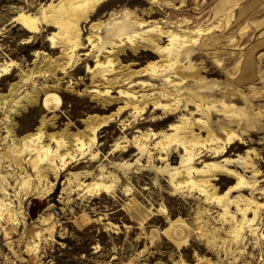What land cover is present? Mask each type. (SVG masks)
I'll return each mask as SVG.
<instances>
[{
    "label": "bare ground",
    "instance_id": "bare-ground-1",
    "mask_svg": "<svg viewBox=\"0 0 264 264\" xmlns=\"http://www.w3.org/2000/svg\"><path fill=\"white\" fill-rule=\"evenodd\" d=\"M36 1L39 5L36 11H33L35 3L30 1L18 7L7 24L12 28L19 26L18 32L25 37L26 45L47 34L44 43L48 48L47 51L35 50L32 68H20L18 80L13 81L7 91L0 92V108H4L1 121L4 135H0V221L6 225L17 224L23 212L21 199L47 198L64 172L62 184L66 187L62 188L59 198L68 201V196L62 198L68 189L72 194L81 192L92 198L113 193L119 177L109 168L115 167L124 176L136 167L132 173L139 178H145V173L153 174L155 183L166 178L170 192H165L167 195L181 193L189 199L195 195L200 197V206L192 220L193 230H188L184 220L176 219L169 221L164 231L151 229V239L168 233L180 248L181 244V247L188 245L194 232L204 241L207 252L217 256L212 264H221L219 254L235 263L250 242L256 245L262 241L264 187L260 183L264 179L258 178L256 155L250 151L235 157H227V154L232 147L247 146L244 139L247 133L260 131L264 110L260 105L252 109L251 103L263 100L260 97L264 92L248 95L237 91L243 101L240 106L226 99L224 92L216 96L214 82L206 80L201 74L202 67L192 62L197 54L195 49L210 44L201 45V35L209 33L214 26L189 28L190 15L183 13L177 14L175 22L170 20L172 12L163 19L152 20L164 9L182 8L185 0H179L178 6L169 0H141L140 3L149 5L142 12L121 8L111 11L107 18L96 20H93L95 14L110 0ZM248 31V25L242 26L239 38L245 37ZM212 39V42L217 40ZM132 56L139 60L152 59L137 67L136 60L128 61ZM214 64L219 62L214 61ZM82 65L90 77V85L80 91L76 86L83 85L85 79L79 77V81H73L72 75L81 72ZM15 68L18 65L13 60L1 63L0 80ZM38 79H43L42 83H38ZM259 79L264 81L263 74ZM47 81L52 84L48 85ZM62 91L87 97L95 103L92 110L110 113L86 115L81 120V129L67 122L59 130L50 131L58 126L59 118L54 113L60 107ZM41 97L43 114L38 124L18 135L15 118L35 109ZM126 112L128 115L124 117ZM147 113L149 115L145 116ZM49 114L52 115L48 117ZM114 123H118L121 136L111 146L108 156L118 155L122 160L132 152L134 161H111L109 166L99 164L95 170L87 169L100 161L98 138L102 130ZM145 123H148L147 129H140ZM165 123H168L165 128H153ZM235 124L240 125L239 130L232 128ZM131 132L134 133L128 138ZM176 153L179 163L172 165ZM82 164L83 169L73 170ZM246 173L251 175L246 176ZM232 180L234 183L222 193L214 184ZM238 191L239 194L231 196ZM123 192L130 196L126 210L140 227L159 222L162 215L169 219L164 205L157 209L153 206L154 195L148 198L151 200L149 208H144L138 200L140 195L132 187L124 185ZM43 213L36 219V229L26 241L25 248L32 253L37 252L43 233L53 237L57 223ZM212 217L217 218L218 226L209 225ZM91 220L100 221L102 217ZM105 224L108 230L118 227ZM4 235L9 238L8 231ZM93 248L97 251L99 246ZM202 261L211 264L209 259Z\"/></svg>",
    "mask_w": 264,
    "mask_h": 264
},
{
    "label": "rangeland",
    "instance_id": "rangeland-1",
    "mask_svg": "<svg viewBox=\"0 0 264 264\" xmlns=\"http://www.w3.org/2000/svg\"><path fill=\"white\" fill-rule=\"evenodd\" d=\"M30 1L35 3L33 11H36L39 7L36 0H0V64L4 61L13 60L18 65V68L0 80V92L7 91L9 85L18 80L17 75L20 68L23 70L32 68L35 50L47 51L48 48V44L44 43L47 34L44 33L42 36L36 37L33 44L26 45L23 43L25 37L18 32L19 26L13 28L7 26L15 14L14 11L18 7L26 6ZM169 1L174 6L179 4V0ZM140 2L141 0H110L98 10L93 20L107 18L111 11L121 8L136 9V13L142 12L149 5ZM169 12L173 13L170 18L173 22L177 20L176 17H179L177 14L190 15L187 20V27L189 28L214 26V29L209 33L201 35L203 40L200 41V44L204 45L207 42L210 44L202 49H195L197 54L192 58V62L198 64V67H202L201 74L206 80L214 82V86L217 87V97L222 94L221 92H224L226 99L228 97L232 103L240 106L243 101L236 93L237 91L248 95L251 92L261 94L264 92V81L259 79L260 74L264 76V0H185V5L182 8L164 9L156 14L152 20L163 19ZM144 19L147 20V17ZM244 25L249 27L248 34L239 38L238 31ZM213 37L217 38L214 42H212ZM151 59L144 57L139 60L132 56L128 61L136 60L139 63L137 67H139L144 66ZM214 61H218L219 64L215 65ZM89 65L93 66L92 63ZM81 69V72L72 75L73 81L75 79L79 81V77L85 79L83 85L76 86L80 91L90 85V77L85 74V66L82 65ZM42 80L38 79V83H42ZM50 82L47 81V84H52ZM60 95V107L55 113L53 112L59 118L58 126L50 131L59 130L67 122H72L81 129V120L86 115L92 113L107 115L110 113V111L92 110L95 103L87 97H80L64 91ZM112 95H115V92ZM260 99L263 100H255L251 103L252 109L260 105L264 110V96H261ZM42 104L43 97L40 98L35 109L24 112L15 118L18 135L31 131L38 124L43 114ZM189 109L192 108L189 107ZM3 111L4 108H0L1 136L4 135L1 124L4 116ZM51 115L49 114L48 117ZM127 115L128 112L124 114V117ZM148 115L149 113L145 116ZM216 118L221 119L222 116L216 115ZM167 125L168 123H165L163 126H153V128L158 130ZM147 127L148 123H145L139 128L145 130ZM232 128L239 130L240 125L235 124ZM72 130L74 131L75 128ZM133 133L127 134V137L131 138ZM120 136L118 123L102 130L98 138L100 144L98 150L101 153L100 161L88 166L87 169L95 170L99 164L109 166L111 161L127 160L133 162L135 158L132 156V152H129L128 157L122 160L118 155L108 156L111 146ZM244 139L247 146H241L240 149L230 148L227 157H235L236 154L243 155L246 151H250L256 155L258 178L264 179V119L261 121L260 131L247 133ZM178 163L179 154L176 153L172 165H178ZM80 167L73 170L83 169L84 165L82 164ZM135 169L136 167H133L129 174L123 176L121 171L115 167L109 168L119 177V182L111 194L92 198L82 195L81 192L72 194L73 191L70 192L68 189L62 198L68 196L69 200L60 199L62 188L66 187L65 184H62L65 177L64 172L60 175L52 193L47 198L28 200L22 198L21 210L23 212L19 215L17 224L6 225L0 221V264H205L202 261L204 259H209L211 264L215 263L217 256L207 252L204 241L199 239L194 232L190 235L188 245L181 247V244L180 248L176 247L168 233H163L157 238H150L151 229L164 231L169 227V223L176 219L184 220L185 224L189 226L188 230H193L192 220L194 212L200 206V197L195 195L189 199L181 193L173 196L167 195L170 192L165 182L166 178H163V181L157 180V185H155L153 174L145 173V178H139V175L132 173ZM250 175L251 173H246V176ZM233 183V180L214 182L220 193L225 192ZM124 185L132 187L133 191L140 195L138 200L144 208H149L148 203L151 200L148 198L154 195L152 198L153 206L157 209L160 205H164L169 213V219L162 215L159 222H150L140 227L136 219H133L126 210V203L130 196L123 192ZM260 186L264 187V182L260 183ZM144 187L149 189L143 190ZM161 191L164 192L162 196L160 195ZM8 192L11 193L12 191L8 190ZM239 193V191L233 192L231 196ZM242 193L248 194L245 191ZM13 204L17 205V201H14ZM49 205L52 207L44 211ZM42 213L56 220L57 223L56 226L54 225L53 237H48L43 233L38 243L37 252L32 253L26 250L25 245L28 236L36 229V219ZM215 215L213 214V216ZM97 217H102V220H91ZM208 221L210 226L219 225L215 217ZM107 222L116 224L118 227L105 229ZM262 224H264V220ZM263 228L264 225L261 231ZM5 231L9 232V238L4 235ZM95 245L99 246L97 251H94ZM218 256L221 264H264V239L256 245L253 241L250 242L244 254L235 263L226 261L222 254Z\"/></svg>",
    "mask_w": 264,
    "mask_h": 264
},
{
    "label": "built area",
    "instance_id": "built-area-1",
    "mask_svg": "<svg viewBox=\"0 0 264 264\" xmlns=\"http://www.w3.org/2000/svg\"><path fill=\"white\" fill-rule=\"evenodd\" d=\"M57 222V221H56Z\"/></svg>",
    "mask_w": 264,
    "mask_h": 264
}]
</instances>
